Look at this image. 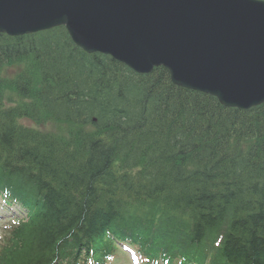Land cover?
Instances as JSON below:
<instances>
[{
	"label": "trees",
	"instance_id": "1",
	"mask_svg": "<svg viewBox=\"0 0 264 264\" xmlns=\"http://www.w3.org/2000/svg\"><path fill=\"white\" fill-rule=\"evenodd\" d=\"M0 187L37 211L5 264H50L68 239L69 264L101 259L111 234L154 257H204L197 243L222 235L212 264H264V103L226 107L164 66L137 73L64 26L0 33Z\"/></svg>",
	"mask_w": 264,
	"mask_h": 264
},
{
	"label": "water",
	"instance_id": "2",
	"mask_svg": "<svg viewBox=\"0 0 264 264\" xmlns=\"http://www.w3.org/2000/svg\"><path fill=\"white\" fill-rule=\"evenodd\" d=\"M59 25L87 52L139 73L164 66L175 84L228 107L264 102V1L0 0V32Z\"/></svg>",
	"mask_w": 264,
	"mask_h": 264
},
{
	"label": "bare ground",
	"instance_id": "3",
	"mask_svg": "<svg viewBox=\"0 0 264 264\" xmlns=\"http://www.w3.org/2000/svg\"><path fill=\"white\" fill-rule=\"evenodd\" d=\"M151 167H155V165L154 166L152 165Z\"/></svg>",
	"mask_w": 264,
	"mask_h": 264
}]
</instances>
